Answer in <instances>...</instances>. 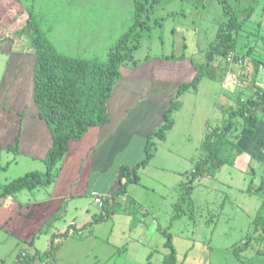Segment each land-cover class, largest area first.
<instances>
[{
	"label": "rangeland",
	"instance_id": "1",
	"mask_svg": "<svg viewBox=\"0 0 264 264\" xmlns=\"http://www.w3.org/2000/svg\"><path fill=\"white\" fill-rule=\"evenodd\" d=\"M220 1L158 0L139 31L135 63L120 67L102 136L133 127L130 131L144 134L146 140L148 132L163 124L165 110L174 101L178 106L170 112L172 127L164 139L151 137L155 154L137 170L138 182L127 186L128 194L118 198L117 211L82 235L75 230L54 255L43 256L51 234L69 224L80 228L100 214V206L85 191H106L97 179L88 178L102 166L106 148L84 143L75 158L57 165L50 185L5 199L0 208V264H164L170 253L164 246L167 237L175 264H264V236L252 226L263 198L255 188L264 174V141H256L263 136L264 120L251 131L245 130L240 115L229 116L240 100L253 96L251 90H264V0H258L252 17L235 36L234 51L243 54L250 49L249 60L261 65L256 80L248 77L242 83L237 82L241 66L232 65L228 71L223 59H206L218 28L227 21ZM28 15L60 54L101 62L130 26L133 2L0 0V122L9 120L10 127L0 137V187L26 173H43L51 144L32 99L29 66L34 55L26 50L29 40L21 34ZM197 75L195 86L177 92ZM16 93L23 108L9 113L5 106L16 105ZM229 122L228 138L239 134L234 143L241 148L238 141L245 137L248 148L243 146L232 163L214 174L192 180L194 163L204 156V135ZM128 145L120 153L126 150L129 155L118 153L104 165L106 178L114 177L117 164L133 165L144 158L142 140L131 139ZM230 146L220 156H227ZM54 214L60 218L50 221ZM247 239L246 249L236 255L233 248Z\"/></svg>",
	"mask_w": 264,
	"mask_h": 264
},
{
	"label": "trees",
	"instance_id": "2",
	"mask_svg": "<svg viewBox=\"0 0 264 264\" xmlns=\"http://www.w3.org/2000/svg\"><path fill=\"white\" fill-rule=\"evenodd\" d=\"M132 2L133 18L130 26L113 42L107 50L106 59L101 62L60 54L48 40L45 32L39 28L35 19L31 15L27 16L21 28V34L29 40V48L27 47L26 50L34 55L32 99L38 108L39 118L48 127L51 144L43 159L44 172H30L12 179L0 187V198L23 190H32L40 185H50L57 174V165L63 161L69 149L70 141H78L89 127L104 125L108 121L107 101L116 81L120 78V67L126 63H135L133 51L138 46L139 31L143 29L158 0H132ZM220 2L223 4V14L227 21L218 28L215 42L207 52L206 59L210 61L221 58L227 70L230 71L232 65L227 63L226 59L233 54L234 63L241 60V73L237 82L242 83L248 77L254 81L261 65L255 60H249L250 49L239 54L234 51V44L236 34L252 17L258 0H221ZM198 79L199 75L189 83H182L177 92L189 86H195ZM246 87L249 90L251 88L249 85L244 86ZM251 91L253 96L240 100L238 108L229 111V116L240 115L241 124L252 131L259 120H264V90ZM177 106L174 101L165 110L163 124L157 130L148 132L144 145V158L131 168L120 166V187L107 196H100V214L80 228L69 224L64 231L51 234L43 256L54 255L70 234L76 233L75 230L78 235H82L93 225L108 220L117 211V207L121 206L117 201L118 197L126 195L129 184L138 182L137 170L144 167L155 154V144L151 137L164 139L165 132L172 127L169 119L170 112ZM231 130L232 125L229 122L222 128L215 127L204 135L202 141L204 156L194 163L192 180L199 179L204 173L214 174L224 164L232 163L234 155L240 154L241 148L234 143L240 135H234L232 139L228 138V132ZM229 143L231 146L228 155L220 156L223 148ZM257 191L262 192L263 198L252 226L263 237L264 174L260 177L259 186L255 188V192ZM57 218H60V215L54 214L50 217V221ZM249 241L250 239H247L240 247L233 248V252L237 255L239 251L246 249ZM164 246L170 250L163 259L164 264H175L176 256L170 237H167Z\"/></svg>",
	"mask_w": 264,
	"mask_h": 264
},
{
	"label": "crops",
	"instance_id": "3",
	"mask_svg": "<svg viewBox=\"0 0 264 264\" xmlns=\"http://www.w3.org/2000/svg\"><path fill=\"white\" fill-rule=\"evenodd\" d=\"M21 60L24 61V57H21ZM33 63H34V60H33ZM33 63L31 66H29V69L32 68V74L30 72V75H29L30 81L32 82V93H33ZM15 96H16V101H15L16 105L12 104V105H10V107H9V105L7 107L5 106L6 111L9 113H16V112L19 113V111H21L23 108V105L19 104L18 103L19 101L17 102V99L19 97L18 93H16ZM6 100L4 102V105H6V103L9 102V99H8V102ZM36 109H37L36 114L38 115L37 106H36ZM107 111H108V105H107ZM8 122H9V120H6L4 123L0 122V137L6 135L8 130L10 129ZM102 128H103V125L89 127L88 130L86 131V133H84V135L78 141H70L69 149H68V151H67V153H66V155L62 161V163H63L62 165H64L65 163H67V161L70 162L73 158H75L76 156H74V155L76 153V150H79V147L82 146V144L84 145V143L86 144V143L91 142L90 145L93 144L92 146H90L91 148H94V146H95L96 148L99 149V148H102L103 146H105L106 152H105L104 158L102 160V166L100 167V169H98V171L95 170V171H92V173L89 172L88 178H89V180L97 179V183H100L101 184L100 186H103L106 189V191L103 192L102 194L100 193L101 191H98V189H96V188H92L89 191H85V193H87L89 195H91L92 192H98V194L101 197L107 196L111 191L118 190L120 187V185H119V168H120V166H124V165H119V164L116 165L117 166L116 167L117 173L115 172V175L111 180L106 178V176L104 175V171H105L104 165L109 161L110 157H112V159H113V157H115V155L117 156L118 153H120L124 149L129 148L128 142H130L131 139H133V140L138 139L140 141L142 140L143 144L145 143V135L138 133L137 131H130L132 129L134 130L133 127H131L130 130L119 129L118 134L117 133L111 134V135L105 134L104 136L101 135ZM246 129L247 128H245V130ZM262 132H263V136L257 137V140H256L257 142L264 141V130H262ZM247 143H249V139H247L245 137L240 138L238 141V145H240L241 148L243 146H245V149L248 148ZM90 147L88 146V148H90ZM125 151L123 153H120V155H123L125 153L127 155H129V151L128 152H125ZM142 152H141L142 153L141 157L145 156L144 150H142ZM95 155H96V150L94 151V156ZM84 160H86V158H84ZM137 162H139V161H136L135 163H137ZM134 164L133 165L126 164V166H128V168H131L132 166H134ZM60 172H62V171H60ZM79 177H81V174H79ZM80 192L81 191H77L75 193L77 195H79ZM14 194H16V193H14ZM14 194L9 195V196H13ZM127 194L128 193H126V195ZM9 196L0 198V208H2L1 205L4 204L5 199H7V197H9ZM70 196L72 197V194ZM71 197H69V198H71ZM118 198H121V197H118ZM117 201H118V199H117Z\"/></svg>",
	"mask_w": 264,
	"mask_h": 264
},
{
	"label": "built area",
	"instance_id": "4",
	"mask_svg": "<svg viewBox=\"0 0 264 264\" xmlns=\"http://www.w3.org/2000/svg\"><path fill=\"white\" fill-rule=\"evenodd\" d=\"M232 56H233V54H230L227 57L226 62L229 63L230 65L240 66L241 60H238L236 63H234L232 60ZM91 195L94 197L95 203L98 204V206H100L101 205V198H100V195L98 194V192H92Z\"/></svg>",
	"mask_w": 264,
	"mask_h": 264
}]
</instances>
